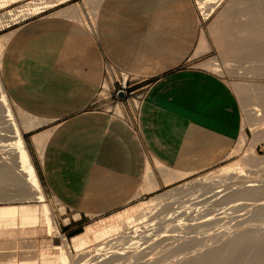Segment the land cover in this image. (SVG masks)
<instances>
[{
  "label": "crops",
  "instance_id": "crops-1",
  "mask_svg": "<svg viewBox=\"0 0 264 264\" xmlns=\"http://www.w3.org/2000/svg\"><path fill=\"white\" fill-rule=\"evenodd\" d=\"M206 35L190 0H66L0 36L1 83L25 112L19 129L59 236L227 158L239 121L198 66ZM159 169L190 174L165 184Z\"/></svg>",
  "mask_w": 264,
  "mask_h": 264
},
{
  "label": "bare ground",
  "instance_id": "bare-ground-1",
  "mask_svg": "<svg viewBox=\"0 0 264 264\" xmlns=\"http://www.w3.org/2000/svg\"><path fill=\"white\" fill-rule=\"evenodd\" d=\"M61 1L65 0H51L48 2L43 0H35L31 1L29 5L26 6V9H23L22 7V9L18 11V13L21 12L19 15L18 13L14 12V10L12 11L13 13L10 11V15L6 13L5 14L9 15V18H11L8 20L9 22L13 20L15 22V20H17L20 16V19H22L25 15L34 16L42 9H46L48 7L50 8ZM199 1L202 7H205V16L208 17L224 0ZM12 2H15V0H0V9L4 8L6 4L8 5ZM4 16L2 17L3 19L5 18ZM6 22L3 23L6 24ZM229 22L230 24L232 23V25L227 27L224 31L220 30L219 32V41H227L228 43L225 52L226 55L223 57L225 64L227 65L229 64L228 62L233 60L237 61L238 63L247 61L251 62V65L248 67V69L252 70V72L258 70V65L264 63V0H230L225 9L219 12L218 19L212 26L219 28L224 23L229 24ZM6 26H8V24ZM1 27L3 28L5 25L3 24ZM199 42L201 48L199 51L198 49L196 50L195 56L207 51L208 48L206 40L203 37H201ZM2 43V38L0 37V53H2ZM1 58L2 57L0 56V59ZM207 67L213 68V65L208 64ZM259 67H261V65H259ZM262 74L264 73L262 72ZM251 97L253 99V95ZM257 100L261 101L259 98H257ZM22 113L20 111V115H22ZM24 114L25 112L23 115ZM22 119L25 124V116ZM0 140L6 142L8 141L5 146L10 148L12 151L9 152L10 156L7 157V161L0 163V201L8 200L11 198L10 196L12 194L21 195L18 197L22 200L25 197H28L36 201L35 204L23 203L22 205L0 206V230L13 227L14 225H20L21 227L25 228L32 227L37 222H39V220L46 222L48 221L50 225L56 229L55 223L50 215L49 205L45 203V197L40 187L20 129L14 118L11 105L3 89L1 79ZM244 142L245 137L240 135L237 147L234 149L236 151L232 152H239ZM254 143L255 142H253V144ZM255 159L256 158H254L252 153L251 155L244 153V156L240 160L241 164H239V166L228 165V167H223L220 170L218 169L219 172L217 175H206L202 181H196V183L199 184L197 185L195 183L199 188L198 190L193 189V191L190 192L186 191V194L181 195V197L180 195L178 196L180 199H172L173 195H165L163 193L164 195H160L143 202L141 205V213L139 214H131V212L125 211L121 214L118 213L115 217V221H110L108 224L102 226L99 230L93 228L92 226H87L84 232L70 239L72 249H74V252L79 255V257L76 255L75 258L78 257L80 260L83 259L84 261L88 257V260L86 259L87 262L83 263L82 261L81 264H258L260 261H262V264H264V228L261 229L262 231L260 228H258L260 230L259 235L261 237L256 238L253 237L255 236L254 234L251 236L252 232H244V228L246 227L242 225L239 226L243 227L241 229L244 231L240 232V234L239 229V235L237 233L236 235L238 236H236L235 239L233 238V241L231 238L229 240L227 239L228 241L223 239L225 242L224 244H227L226 241L229 243L228 248H224L226 246L223 243L220 245H224L222 248L227 250L226 255L222 253L223 249L215 248L214 245L212 246L214 249H210V246V250H207V247L213 243L211 241L213 240L215 234L213 235L212 240L209 241L210 244H208V242V246H206L207 244L204 245L206 246L207 251L204 249L205 251L203 250V252L200 249L204 248L203 238H206V236H203L201 239H199V237L197 238V235H199L201 230L203 231L204 229L208 231L210 229H214L215 227L213 226L215 225H218L219 227L222 219L221 221L219 218L217 219V215H221V211L219 213L217 210L216 213L214 209L215 207L221 206L223 204L231 205L232 203L238 201L239 206L235 207L234 211L242 213L243 211L241 209H245L246 206H249L252 207V211L254 210L253 212L255 216H257L258 220H262L264 218V186H262V184L261 187H259L258 184L249 179L248 181H245V185L242 187V189H237L227 193L224 192L228 188L225 180L230 176H236V178L240 177L242 175L241 172L243 171V166H249L248 168H250V166H255L257 164V160ZM260 164H262V162H260ZM161 168L162 167H160V169ZM258 168L260 171L261 167L259 166ZM168 170H162L164 175H162L163 173L161 170L159 171L162 173H160V175H162L160 177L162 178L164 176L165 184H168L172 181L175 182L178 179H183L184 177H187V174L189 173H181L182 171L180 173H175ZM250 171L252 172V170H249V172ZM253 172L255 171L253 170ZM145 173L147 175L150 173L148 167L147 170H145ZM187 186L189 188V185ZM7 187L11 188H9L10 191ZM221 187L222 189H220ZM188 188L185 189L187 190ZM154 189V187H148L147 192H150ZM200 190H202L201 193L198 192ZM169 192L167 191L166 194ZM195 192H198V195H196L197 193L195 194ZM175 194L178 195L177 193ZM175 194L174 197L176 196ZM206 194L208 196L203 197ZM22 196L25 197L21 198ZM207 199L213 200L210 201ZM249 200L250 203L253 202V204L249 205L250 203L245 204L240 202ZM208 201L211 202L212 205L210 206L213 207H207L208 209H205V203ZM254 214L252 216H254ZM237 218L238 217L231 219L237 222ZM234 221L232 222L234 223ZM64 222L67 221L63 220V223ZM229 223H231L230 220ZM233 223H231V225ZM236 224H234V227ZM218 227H216V229ZM246 229L248 230V228ZM255 230L256 229L252 231L254 232ZM209 232L219 233L218 231L214 232V230H210ZM209 232L206 233L208 234ZM255 232L257 233L258 230ZM219 235L221 236V233ZM256 236H258V233ZM206 240L208 239H205L204 242ZM215 243L217 242L215 241ZM64 245L66 244L64 243ZM90 246H92L91 249L89 248ZM57 249L58 253L57 255L55 254L56 256L54 257H46L44 254H42V257H39V261L41 260L40 264L76 263L74 260L71 261L69 258L70 254H68L69 252L66 251L67 245L64 247L60 246ZM199 250L202 253H199ZM78 258H76V261L80 263L81 261L77 260Z\"/></svg>",
  "mask_w": 264,
  "mask_h": 264
},
{
  "label": "rangeland",
  "instance_id": "rangeland-1",
  "mask_svg": "<svg viewBox=\"0 0 264 264\" xmlns=\"http://www.w3.org/2000/svg\"><path fill=\"white\" fill-rule=\"evenodd\" d=\"M31 1H35V0H15V2L9 3L8 5L6 4V6H4V8L0 9V17H1L0 18V20H1L0 21L1 22L0 27H1V25L3 26V24L5 25V27L0 28V36L7 30V28L18 24V23L24 21L25 19H29V18L33 17L32 15H27V16L25 15L27 17L26 18L25 16L22 15L23 18L20 19L21 18V16H20L17 20H15V22H14V20L11 21L12 23L8 21L9 19H11V18H9V15L13 10H14V12L18 13V11L22 9V7H23V9L24 8L26 9L27 8L26 6H28ZM43 1L48 2L51 0H43ZM72 1H76V0H72ZM229 1L230 0L222 1L219 4V6L214 10V12L212 14H210L208 17H206L205 16V14H206L205 13V7L204 6L202 7V5L200 4V1L199 0H190V2L193 4L194 8L197 9V14H198L199 20L203 23V26H205L206 32H207L206 43H208L207 44L208 48H207V51H205V52H207L208 54L200 59L198 66L200 68H202L203 70H205L210 76L216 78L219 81L218 83L222 86V88L227 90V92H228V94L232 100L233 105L236 107L235 109H236L237 117H238V121H239V133L237 136V140L233 145L232 151H236L234 149H236V147H237V143L239 141L240 135H243L245 137V142H244L242 148L240 149L239 152L230 151L229 154L227 155V158L220 161L219 163H217L213 167H210L209 169H207L203 172L189 175V177L182 180L181 182L175 183L172 186L167 187V188H165V189H163V190H161V191H159L153 195L142 197L141 199L137 200L135 203H131V204L127 205L126 207H124L123 209H121L118 212L110 213L108 215L97 217L95 219L82 221L81 224H84L82 232L85 231V228L87 226H92L93 228L99 230L102 226H104L105 224H108L110 221H115L116 220L115 217L117 216V214L118 213L121 214L124 211L125 212H131V214H139V213H141V205L143 204V202L148 201L151 198H154V197H157L160 195H164V194L165 195L171 194V195H173L172 199H176V198L180 199L181 195L186 194V191L190 192V191H193V189L198 190L199 188L197 187V185H199V184L196 183V181L197 182L202 181L206 177V175H209V174L217 175V173L219 172L218 169L220 170L223 167H228V165L229 166L230 165L239 166V164H241L240 160L244 156V153H248V155H251V153H252L254 155V158H256L255 160H257V164L258 163L260 164V162H262V164H260V165L256 164L257 166L256 165L252 166V167L250 166V168H248L249 166H247V167L243 166V171L241 172L242 175L240 177L236 178V176H230L233 178L229 177L228 179L225 180V183H227L226 185L228 188L224 192L227 193V192L234 191L237 189H239V190L242 189V187L245 185V181L246 180L248 181L249 179L253 180L254 183L259 185V187H261V184H262V186H264L263 185L264 184V163H263L264 162V74H262V72L264 73V71H263L264 70V63L259 64V65H261V67H259V65H258V68H257L258 70L253 71L254 73L252 72V70L248 69V67L251 65V62L243 61V62L238 63L237 61L233 60L235 62L230 61V62H228L229 64H227V65L225 64L223 57H224V55H226L225 52H226L228 43H227V41H223V42L219 41V36H220L219 32H220V30L224 31L227 27L231 26L232 23L231 24H230V22H229V24L224 23L223 24L224 26L222 25L219 28L218 27L216 28V26L213 27L212 25L215 24L216 20L218 19L219 12L222 11L223 9H225V7L229 3ZM62 2H64V1H61L59 3L62 4ZM59 3H57V4H59ZM24 5H25V7H24ZM47 9H49V7L46 9H42L41 11L47 10ZM5 13L9 14V15H6ZM19 13H21V12H19ZM19 13H18V15H19ZM2 15L3 16L6 15L8 17L4 16L5 18L3 19ZM2 20H5V21H2ZM3 22H6V24ZM7 24H8V26H6ZM225 25H227V26H225ZM0 56H1V53H0ZM208 64L213 65V68L207 67ZM262 67H263V69H262ZM247 70H249V71H247ZM0 79H1V73H0ZM252 95H253V99L251 97ZM257 98H259L261 101H258ZM222 99H226V97L224 95H222ZM11 109H12L14 118L18 124V127H19L20 124L18 122V117H20L21 115L19 112H16L12 108V106H11ZM253 142H255V143L253 144ZM6 143H8V141L6 142V141L0 140V163L7 161V157L10 156L9 152H12L10 148L5 146ZM2 158H4V159H2ZM259 166L261 167L260 171L258 170ZM262 166H263V168H262ZM249 170H252V172L250 171L251 172L250 173ZM253 170L255 172H253ZM258 174H259V177H258ZM256 181H258V182H256ZM184 184L186 187L184 186ZM193 184H195V185H193ZM187 185H189V188ZM194 186H196L197 188ZM184 187L188 188V189L186 190ZM190 187H192V188H190ZM9 188H8V190H9ZM175 189H177L179 191H177ZM217 189H219V188H217ZM220 189H222V187ZM180 190L182 193L180 192ZM167 191L168 192L170 191V192L166 194ZM201 191L202 190H200L198 192L201 193ZM189 192H187V193H189ZM198 192H195V194L197 193L196 195H198ZM175 193H177L178 195H176ZM179 193H181V194H179ZM174 194L176 195L175 197H174ZM15 195L12 194L10 196L11 198H9L6 201H0V206H2V205H22L23 203L24 204H35L36 203V201L32 198L22 196L21 198H23V197L26 198V199L24 198L22 200L19 198L21 195H19V194L16 196ZM179 195H180V197H178ZM12 196H14V197H12ZM207 196L208 195L206 194L203 197H207ZM207 200L211 201L213 199H207ZM208 202L205 203V206H204V207H206L205 209H208L207 207H211V208L213 207V206H210V205H212L211 202H209V203ZM240 202L248 204V203H250V200L249 201H240ZM212 203H213V201H212ZM47 204L49 205L50 215H51V218L53 219V221L55 223L56 229L53 228L48 221L46 222V221L41 220L42 221L41 222L39 220V222H37L32 227H26L25 228V227H21L20 225H14L13 227H9L7 229L0 230V264H40L41 260L39 261V257L41 258L42 254H44L46 257H51V256L54 257L58 253L57 248L60 246L64 247L66 245H67L66 251L69 252L68 254H70V256L69 255L68 256L71 259V261L74 260V262H76L77 264L82 263L83 259L80 260V258H78L79 255L76 252H74V249H72L70 239L64 238L63 236H59V234H58L57 220L55 219L56 213H54V209L58 210L59 207L58 206L54 207L52 204H49L48 202H47ZM251 204H253V202H251L249 205H251ZM238 206H239V202L237 201V202L232 203L231 205L223 204L221 206L215 207V209L213 208L215 210V212L218 210V212L220 213V211H221L222 216L220 214H218L219 216L217 215V219L219 218L220 221L222 219V221H221V224L219 225V227H218V225L217 226L215 225L217 223V221H216V223L214 224L215 226H213L215 228L210 229V230L211 231L214 230V232L218 231L219 233H217V232L216 233H213V232L210 233L209 232L210 230L206 231L203 229L204 233L201 230L199 235H197V238L199 237V239L203 238V236L204 237L206 236V238H203L204 240L208 239L205 242L203 240V246H204L209 241L212 240L213 235L215 234L213 240L211 241L213 243L210 244V242H209L208 244H210V245L209 246H208V244L206 245V246H208L207 250L209 249L210 246L212 247L214 245L215 248L223 249L222 253L226 255L227 250H225L224 248L227 249L229 246V243L227 241L230 238L233 241V238L235 239L236 236H238L239 233L244 231V230H245L244 232H246V231L252 232L251 236H253L252 234L255 235L253 237H256V238L261 237L259 235V233H260V230L264 228V220H263L264 218L262 220H258L257 216H255V214L253 212L254 210L252 211V207H249V206H246L245 209H241L243 212L242 213L240 212L241 213L240 214L238 211L237 212L234 211V208L238 207ZM57 210L55 212H57ZM59 211L62 213L61 209ZM253 214H254V216H252ZM235 217H238L237 222H235L234 220L231 219V218H235ZM229 220L231 223H233L232 221H234V223L231 225V223H229ZM220 221H218V222H220ZM236 223H238L240 225H238ZM234 224H236L235 227H234ZM241 225L248 228V230L246 228H244V230L241 229V228H243V227H239ZM216 227H218L217 228L218 230L216 229ZM253 228L256 229L255 231L258 230V232H257L258 236H256L257 233L255 231H254L255 233L252 231V230H254ZM258 228H260V230ZM239 229H240V231H239ZM56 230H57V232H56ZM249 230H251V231H249ZM238 231H239V233H238ZM206 232H209L210 234L209 233L207 234ZM202 233H203V235H202ZM220 233H221V236L219 235ZM237 233H238V235H236ZM200 234H201V237H200ZM263 234H264V232H263ZM216 235H217V237H216L217 239L215 238ZM61 237H63V238H61ZM223 239L224 240L228 239L226 241L227 244H224L225 242L223 241ZM62 240H64V241H62ZM215 241L217 243H215ZM218 242H219V244H218ZM64 243L66 245H64ZM222 243L226 247H224V245L220 246V245H222ZM216 244H218V245H216ZM206 246H204V248H201L200 250H202V252H203L204 249L206 250ZM32 247L34 248V250ZM68 247H70V248H68ZM211 247H210V249H214V247H212V248ZM222 247H224V248H222ZM89 248L91 249L92 246H90ZM200 250L198 252L202 253ZM40 254H41V256H40ZM76 255L78 256V257H76V258H78L77 260L81 261L80 263H78V261H76V258H75ZM84 259H85V257H84ZM86 259L88 260V257ZM86 259L83 261V263L87 262ZM8 261H9V263H8ZM71 263L74 264L73 262H71ZM243 264H245V263H243ZM258 264H262V261H260V263H258Z\"/></svg>",
  "mask_w": 264,
  "mask_h": 264
},
{
  "label": "built area",
  "instance_id": "built-area-1",
  "mask_svg": "<svg viewBox=\"0 0 264 264\" xmlns=\"http://www.w3.org/2000/svg\"><path fill=\"white\" fill-rule=\"evenodd\" d=\"M44 11V10H43ZM43 11H40V13L41 12H43ZM37 14H39V13H37ZM36 14V15H37ZM26 20V19H25ZM127 87H126V78H124L123 76L121 77V82H120V85H119V89L117 90V92H116V95L117 96H121V97H123L127 92Z\"/></svg>",
  "mask_w": 264,
  "mask_h": 264
}]
</instances>
